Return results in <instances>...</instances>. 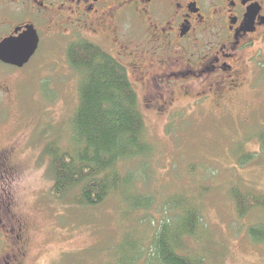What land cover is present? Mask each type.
<instances>
[{"label": "rangeland", "instance_id": "374dc122", "mask_svg": "<svg viewBox=\"0 0 264 264\" xmlns=\"http://www.w3.org/2000/svg\"><path fill=\"white\" fill-rule=\"evenodd\" d=\"M11 17L16 25L35 19L24 11ZM7 26L0 18V40L9 31ZM39 28L43 42L25 68L0 63V149L12 153L4 187L12 209L28 223L26 264H115L124 232L146 228L151 233L142 220L157 224L165 218L166 203L177 199L192 200L200 210L206 226L202 246L210 264H264V244L253 242L247 233L250 226L264 221V214L256 210L241 218L232 198L238 188L254 195L264 192L260 141L264 40L248 50L251 59L238 73L237 84L228 89V100L209 96L198 102L199 97L186 89L170 105L151 109L145 91L130 74L146 123V139L154 150L151 157L122 163L120 168L132 173L135 189L152 198L153 204L147 213H129L125 218L128 206L120 196L84 208L52 194L50 161L43 150L48 133L60 132L58 126L68 121L78 102L79 80L67 51L82 35L81 29L72 35L68 29L54 32L49 23ZM238 147H242V165L236 160ZM245 154L253 159L243 164ZM202 246L190 242L194 250L202 252Z\"/></svg>", "mask_w": 264, "mask_h": 264}, {"label": "flooded vegetation", "instance_id": "af4514ba", "mask_svg": "<svg viewBox=\"0 0 264 264\" xmlns=\"http://www.w3.org/2000/svg\"><path fill=\"white\" fill-rule=\"evenodd\" d=\"M2 9L10 12H0L10 28L0 42L33 26L37 54L39 25L68 29L69 35L81 29L78 41L118 61L145 91L146 106L157 110L186 89L198 102L228 100V89L251 59L248 50L264 40V0H0ZM23 11L35 19L16 25L11 15ZM11 156L0 149V264H26L28 223L12 209L4 187Z\"/></svg>", "mask_w": 264, "mask_h": 264}, {"label": "trees", "instance_id": "16d2710c", "mask_svg": "<svg viewBox=\"0 0 264 264\" xmlns=\"http://www.w3.org/2000/svg\"><path fill=\"white\" fill-rule=\"evenodd\" d=\"M67 59L78 76V102L68 121L58 126L60 132L48 133L43 150L50 161L52 194L84 208L99 207L116 195L127 203L125 218L129 213H147L152 198L137 191L132 173L120 168L122 163L151 157L154 150L146 139L145 119L126 69L81 41L69 46ZM260 141L264 151V128ZM235 155L242 165V147ZM244 159L246 164L253 157L245 154ZM232 194L241 218L256 210L264 214V192L254 195L238 188ZM164 214L157 224L142 220L151 233L146 228L124 232L115 264H210L202 246L206 226L194 202L168 201ZM247 233L253 242L264 244V221L250 226ZM192 241L201 243L202 252L190 247Z\"/></svg>", "mask_w": 264, "mask_h": 264}, {"label": "water", "instance_id": "95a60500", "mask_svg": "<svg viewBox=\"0 0 264 264\" xmlns=\"http://www.w3.org/2000/svg\"><path fill=\"white\" fill-rule=\"evenodd\" d=\"M39 42L35 28L26 26L25 32L18 37L7 38L0 42V62L17 69L24 68L35 56Z\"/></svg>", "mask_w": 264, "mask_h": 264}, {"label": "clouds", "instance_id": "9594fccd", "mask_svg": "<svg viewBox=\"0 0 264 264\" xmlns=\"http://www.w3.org/2000/svg\"><path fill=\"white\" fill-rule=\"evenodd\" d=\"M25 175H27V174H25ZM16 183H17V181H15V180H14V181H13V186H15V185H16Z\"/></svg>", "mask_w": 264, "mask_h": 264}]
</instances>
